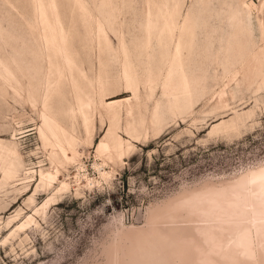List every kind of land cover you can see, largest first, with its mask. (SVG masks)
Listing matches in <instances>:
<instances>
[{
  "label": "rangeland",
  "instance_id": "obj_1",
  "mask_svg": "<svg viewBox=\"0 0 264 264\" xmlns=\"http://www.w3.org/2000/svg\"><path fill=\"white\" fill-rule=\"evenodd\" d=\"M124 98L116 153L103 104ZM262 165L264 0H0V264H86L122 219Z\"/></svg>",
  "mask_w": 264,
  "mask_h": 264
},
{
  "label": "bare ground",
  "instance_id": "obj_2",
  "mask_svg": "<svg viewBox=\"0 0 264 264\" xmlns=\"http://www.w3.org/2000/svg\"><path fill=\"white\" fill-rule=\"evenodd\" d=\"M99 29L103 32L102 27ZM48 31L46 37L55 40V47L62 49L70 60L62 27L55 29L48 25ZM132 69L133 66L125 71L124 81L135 89L139 81ZM129 100L114 99L103 104L110 122L106 137L111 138L116 153L121 148V139L114 134V125L121 104ZM88 105L89 102H83L80 107L84 118ZM127 113L131 114L130 110ZM50 121L43 116V124L57 138L56 145L68 159V150L75 153L74 142L61 129L67 144L64 146ZM110 148L101 140L96 150L103 152ZM10 153L3 170L5 178L13 176L19 167L16 153ZM101 175L107 173L102 171ZM54 176L50 172L40 174V181L49 184ZM66 186L63 182L62 187ZM86 264H264V165L231 178L204 180L183 187L148 207L141 224H126L122 219L101 242L99 254Z\"/></svg>",
  "mask_w": 264,
  "mask_h": 264
}]
</instances>
